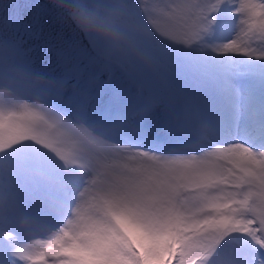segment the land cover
Returning <instances> with one entry per match:
<instances>
[{
  "label": "snow or ice",
  "instance_id": "1",
  "mask_svg": "<svg viewBox=\"0 0 264 264\" xmlns=\"http://www.w3.org/2000/svg\"><path fill=\"white\" fill-rule=\"evenodd\" d=\"M55 8L116 43L22 47L43 102H0V264H264V0ZM42 10L0 0V37Z\"/></svg>",
  "mask_w": 264,
  "mask_h": 264
},
{
  "label": "clouds",
  "instance_id": "2",
  "mask_svg": "<svg viewBox=\"0 0 264 264\" xmlns=\"http://www.w3.org/2000/svg\"><path fill=\"white\" fill-rule=\"evenodd\" d=\"M55 7V0H48ZM117 0H92L89 6L98 11L100 17L111 19L114 24L124 25L128 21L123 16L114 14ZM70 23L100 44L110 47L116 43L112 32L103 25L86 24L78 20ZM43 82L29 67V57L22 53V46L12 38L0 37V102L4 103H41L36 99Z\"/></svg>",
  "mask_w": 264,
  "mask_h": 264
},
{
  "label": "trees",
  "instance_id": "3",
  "mask_svg": "<svg viewBox=\"0 0 264 264\" xmlns=\"http://www.w3.org/2000/svg\"><path fill=\"white\" fill-rule=\"evenodd\" d=\"M35 2V0H33ZM43 5L41 23L43 25L44 37L40 40H33L31 38L19 37L12 38L15 42L19 43L23 48H33L35 53H39L43 47L44 40L48 37L55 38L63 34L66 38L72 35L74 26L70 22L61 21L59 19L58 10L48 3V0H38ZM88 4H90L88 2Z\"/></svg>",
  "mask_w": 264,
  "mask_h": 264
},
{
  "label": "rangeland",
  "instance_id": "4",
  "mask_svg": "<svg viewBox=\"0 0 264 264\" xmlns=\"http://www.w3.org/2000/svg\"><path fill=\"white\" fill-rule=\"evenodd\" d=\"M86 2V1H85ZM126 2H128V3H132L133 2V0H126ZM46 238V237H45ZM49 264H51V259L49 260Z\"/></svg>",
  "mask_w": 264,
  "mask_h": 264
}]
</instances>
